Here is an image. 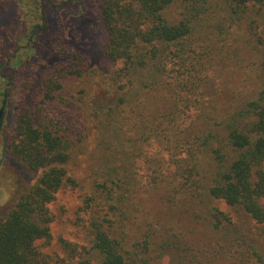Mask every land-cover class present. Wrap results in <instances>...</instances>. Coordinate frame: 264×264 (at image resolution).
I'll list each match as a JSON object with an SVG mask.
<instances>
[{
  "label": "trees",
  "instance_id": "16d2710c",
  "mask_svg": "<svg viewBox=\"0 0 264 264\" xmlns=\"http://www.w3.org/2000/svg\"><path fill=\"white\" fill-rule=\"evenodd\" d=\"M76 1L53 2L52 14L31 27L18 20L11 43L0 34V54L14 66L39 57L47 39L50 47L57 41V55L73 57L45 80L43 98L18 114L8 148L35 178L0 220V264H161L168 253L177 264H264L256 246V259L248 256L212 203L264 224V34L253 14L264 0H100L104 51L121 66L95 84L59 18ZM236 29L254 46H243ZM89 150L99 162L80 207L88 246L76 254L61 239L68 257L54 261L37 243L51 237L58 192L78 185L70 164ZM207 218L228 245H216L211 232L206 241L194 237Z\"/></svg>",
  "mask_w": 264,
  "mask_h": 264
},
{
  "label": "rangeland",
  "instance_id": "374dc122",
  "mask_svg": "<svg viewBox=\"0 0 264 264\" xmlns=\"http://www.w3.org/2000/svg\"><path fill=\"white\" fill-rule=\"evenodd\" d=\"M64 1L70 0H0V34L10 37L12 39L10 43L13 42L16 36L20 34L21 26L18 20L25 22L27 27H31L38 22V17H41L44 11L52 14L53 2L62 3ZM72 3L67 5L69 9H65L67 10L65 14L59 16L61 25L64 27L65 37L71 43L70 45L77 50V56L87 63L86 66L89 69L94 70L93 83L95 84L103 77L108 80L116 74L121 63L109 60L105 54L104 45L108 33L100 16V0H77ZM72 7H75L76 11L72 12L70 10ZM256 13L255 9L253 14L258 20L256 32L264 34V10L261 14ZM54 21L56 23L51 27L50 32L56 29V25H58L57 19ZM241 29H236L241 36L244 34L243 40L240 42L245 47L246 45L253 47L254 42L251 38L254 37H249L246 34L247 30L241 31ZM47 36L48 33L45 38ZM54 43L56 45L57 41L51 39L50 47L49 39H47L44 45L46 46L45 50H42L39 57L25 58L19 66H14V58L8 57L5 53L0 54V62H5L8 65L0 70V220L21 188L35 178L24 163L13 155L8 148L15 135L18 114L22 107H33L38 100L43 98V84L47 78L52 77L58 69L73 62V57L69 54L57 55L59 47L57 45L55 49ZM251 52L255 54V59L258 60L260 55L257 56L256 52L252 50ZM8 60H11L12 63ZM93 143L91 144L92 147ZM205 155V170L210 175L215 166L212 148ZM98 162L99 160L91 159V150L83 153L77 164L73 161L70 164V174L77 178L78 185L74 187L68 185L61 189L56 199L50 204V210L53 214V221L50 226L51 237L49 240L38 242L37 245L42 253L48 254L54 261L68 257L62 248L61 239L76 245L79 249L76 254H85L83 246L84 244L88 246L84 228L86 222L80 218L87 216L80 207L82 195L88 191L91 185V179L87 176L94 166V168H98ZM212 203H215L227 215L228 219L225 218L224 224L231 228L233 235L238 236L239 240L244 242L242 245L249 252L248 256L253 260L256 259L252 255V247L254 246L264 256V224L258 223L243 210L236 211L235 208L223 201L215 200ZM203 221L197 222L199 224L194 237L200 238L203 235V241H206L212 234L216 245L218 239L228 245L224 238V230L216 232V230H212V222L211 224L208 223L210 224L208 227L207 222L212 220L207 218ZM233 248H237V244ZM177 258L174 260V256L168 253L163 257L161 264H177ZM221 264L234 263L232 259L228 261L223 259Z\"/></svg>",
  "mask_w": 264,
  "mask_h": 264
}]
</instances>
